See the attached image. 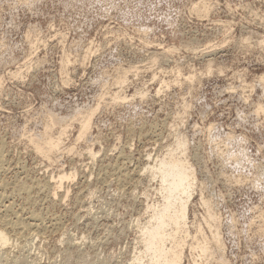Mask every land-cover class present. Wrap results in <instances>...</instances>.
I'll use <instances>...</instances> for the list:
<instances>
[{
  "label": "rangeland",
  "instance_id": "obj_1",
  "mask_svg": "<svg viewBox=\"0 0 264 264\" xmlns=\"http://www.w3.org/2000/svg\"><path fill=\"white\" fill-rule=\"evenodd\" d=\"M263 73L264 0H0V214L30 227L0 264H149L168 156L194 175L179 264H264Z\"/></svg>",
  "mask_w": 264,
  "mask_h": 264
},
{
  "label": "bare ground",
  "instance_id": "obj_2",
  "mask_svg": "<svg viewBox=\"0 0 264 264\" xmlns=\"http://www.w3.org/2000/svg\"><path fill=\"white\" fill-rule=\"evenodd\" d=\"M199 7H200V4L198 3L196 5V8L199 9ZM191 77H192V75L188 76V78H191ZM260 79L262 80V81L261 80L260 81L262 83L263 90H264V73L260 76ZM78 116H80V118H81L79 135H82L88 128L89 120H90V113L89 112L85 113V114L78 113ZM51 125H53V121L51 118H49L45 123V130H47ZM61 128L64 131L66 129V126L65 125L61 126ZM60 141H61L60 136L53 137L52 135H50V134L46 135L45 133L41 139L31 138V144L33 145L32 147L36 151H38L39 153H41L43 155H48L52 150L57 149ZM87 153L90 155L93 154L91 147L88 148ZM1 159H0V169L2 166V164H1L2 160ZM160 162L162 163V165L160 167V177H161V185H162V191H163V200L157 208H154V212L151 215V220L147 223V225L143 226V234H144L143 246H144L145 251L149 255V262H148L149 264H179L181 261V258H182V248H183V244H184V239L182 237H178L176 234L178 232V229H181V228H183L184 231H187L184 228L185 219H186V215H187V199H188L189 195L191 194V187L193 184L194 175H193L191 165L188 163L187 160H185L182 157L168 156L164 160L161 159ZM70 176H72L71 171L69 173L67 172V174L65 171H62L60 174L57 175V177L55 176L56 179H54V180H50L52 178V175L50 176L51 178H49V180L45 179V182L42 184V186L44 188L51 189V193L55 194L58 191V190L56 191V188H58V186H62L61 184L63 183L65 177H70ZM30 180H33L30 182H32V183L34 182V178H32ZM32 183L28 184V186H27V184L16 182L13 186V189H15L17 191V193L18 192L23 193L24 195H26L25 197L27 199H30L31 197L29 195V192H31L30 188L32 187L31 185H33ZM35 183H37V182H35ZM1 184H0V186H1ZM33 187H34V185H33ZM38 187H39V185H38ZM42 188H40V189H42ZM0 190H2V189H0ZM1 192H4V191L2 190ZM65 192H67V191L65 190ZM4 194L5 193H2V194H0V196L4 197ZM21 196H23V195H21ZM3 199H5V198H3ZM32 199L33 198H31V200ZM35 200H36V198H35ZM0 201H1V199H0ZM23 201L26 202V200H23ZM1 202H0V204H1ZM29 202H31V201H29ZM34 202H33V204H34ZM30 209H32V208H30ZM10 210L13 211L12 209H10ZM18 210H20V209H18ZM35 211L39 212V210H37V209ZM35 211L33 209L31 214H32V216H34L36 218L37 215H39V213H37ZM15 212L16 211L14 210V213ZM22 212H23V210H22ZM29 212H30V210H29ZM16 213H19V212H16ZM8 215L9 214H5V213L0 214V248H1V246L6 244L11 239L13 232H17V235H18V232L24 233L25 229L30 228V227L28 228L29 224H27V222L24 221L25 219L24 220L22 219L25 217L22 216V218H21V216H19V214H15L18 216L13 215L14 217H12L10 215H9L10 216L9 217ZM11 215H12V213H11ZM20 215H22V214H20ZM26 215H24V216H26ZM40 216H38L36 220L40 219L39 218ZM34 217H33V219H34ZM27 219H28V217H27ZM31 221H32V219H31ZM33 221H35V220H33ZM40 221H42V220H40ZM169 227H171V229ZM261 227L264 230V223L261 224ZM43 228H46V227H43ZM33 230H34V228H33ZM11 232H12V234H10ZM30 233L32 234L33 232H30ZM15 235H16V233H15ZM25 237H27V236H25ZM168 241H169V244H168ZM197 246L199 247L200 255L205 254V252L208 249V246L205 242H198ZM136 258H139V257H136ZM138 261H139V259H137L135 264L138 263ZM192 264H195V261L192 262ZM223 264H225V262Z\"/></svg>",
  "mask_w": 264,
  "mask_h": 264
}]
</instances>
